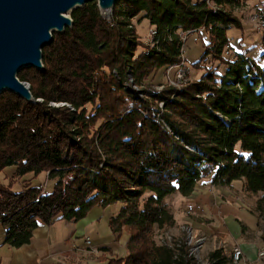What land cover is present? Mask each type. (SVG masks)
I'll use <instances>...</instances> for the list:
<instances>
[{"label":"trees","instance_id":"1","mask_svg":"<svg viewBox=\"0 0 264 264\" xmlns=\"http://www.w3.org/2000/svg\"><path fill=\"white\" fill-rule=\"evenodd\" d=\"M242 1L117 0L109 19L96 0L72 10L71 27L41 49L43 68L17 73L34 101L0 92V173L13 167L11 179L45 173L52 181L50 190L27 183L17 191L0 182L3 244L29 243L39 222L77 221L120 202L108 224L116 239L129 234L127 254L108 264H198L184 241L154 239L155 228L174 223L168 195L188 196L212 174L213 185L240 179L247 192H261L264 210V65L242 53L223 58ZM136 16L156 31L138 55ZM185 32L207 36L199 61L211 56L225 73L208 69L178 91H127L128 74L138 87L180 62ZM224 251L205 261L239 264Z\"/></svg>","mask_w":264,"mask_h":264},{"label":"rangeland","instance_id":"2","mask_svg":"<svg viewBox=\"0 0 264 264\" xmlns=\"http://www.w3.org/2000/svg\"><path fill=\"white\" fill-rule=\"evenodd\" d=\"M241 4L233 11L241 26L239 28L231 26V28L227 29L226 35L231 49L229 54L223 52V58L233 60L236 54L242 53L259 65H264V56H262L264 53V25H259L256 19L257 30H260L258 32L251 24V16L254 13L253 10L257 4V0H243ZM71 12L68 13L69 17H71ZM110 17L105 18L109 19ZM132 25L136 30V36L143 43V47H138L135 52L138 55L144 51V46L152 44L151 38L154 28L150 26L146 19L139 20V16L132 19ZM182 35L184 37L182 44L183 57L180 59L178 65L181 63L179 66L186 67L187 69V79L182 81L183 84L179 88L176 85H172L170 81L174 80L176 68L167 71L165 67L153 71L151 75L143 80L142 86L137 87L133 83V86H131L132 90L140 91L141 88L149 86L156 91H160L164 87H172L178 91L191 80L199 78L208 69H212L219 74L225 73L227 65L219 60L212 59L211 56L199 61L204 51V46L208 42V38L203 32L201 34L185 32ZM197 61H199V64L194 65ZM125 86H127L126 83ZM159 107H162V103L159 104ZM8 170L5 168L0 173V182L3 184L12 183L13 190L17 191L25 184L31 183L32 176L11 179ZM45 175V173H40L35 177L36 179L34 178L33 183L36 185L39 183L43 188L50 190L52 188V181L47 180ZM206 179L208 182L205 186L208 189H206L205 195H218L222 197L223 202L218 205L214 200L213 203L207 204V209L213 214L206 216L197 212V216H195L191 214V211H187L188 206L183 203L181 194L173 193L168 195L164 199L165 204L172 214L175 212L177 221L174 220L175 222L171 226L155 228V241L162 244H172L176 239L184 241L195 252L194 254L200 263H205L208 254L217 248L225 250L224 253H227L231 258L232 248L238 244L240 245V243L252 245L256 253L264 249L261 239L264 235V210L257 208V201L261 196V192H247L240 179L223 185H213L210 183L209 177ZM120 206L121 203L116 202L109 205L107 211L116 213ZM193 220L197 221V228L191 226L190 222L192 223ZM91 250L93 251L94 249ZM240 258L232 260L239 261V264H246L243 255ZM254 264H264V258H258Z\"/></svg>","mask_w":264,"mask_h":264},{"label":"crops","instance_id":"3","mask_svg":"<svg viewBox=\"0 0 264 264\" xmlns=\"http://www.w3.org/2000/svg\"><path fill=\"white\" fill-rule=\"evenodd\" d=\"M7 169L11 175L14 168L7 167ZM27 176L30 175L22 177ZM211 176L212 174L204 177L205 179L202 178L203 180L200 179L190 195L182 196L183 203L188 206L187 211H191V214L195 216H197V212L206 216L213 214L207 209V204L213 203L214 200L218 205L223 202L222 197L218 195H205V191L208 189L205 186L208 182L206 178L209 177L211 182ZM33 180L32 178L30 183L32 186L36 185ZM108 207L109 205L94 206L85 217L77 221L57 218L49 225L39 222L32 232L30 242L19 247L2 243L4 229L0 225V264H108L111 258L125 256L129 234L123 230L119 238L116 239L108 221L118 211L116 210V213L107 211ZM173 215L174 220L177 221L175 212ZM190 224L197 228L196 220ZM86 236L91 239L92 243L88 247L83 241ZM237 246H239L246 264H254L258 260L252 245L240 243ZM90 248L97 251L93 252L94 250L92 251ZM258 249L259 247L257 251Z\"/></svg>","mask_w":264,"mask_h":264},{"label":"water","instance_id":"4","mask_svg":"<svg viewBox=\"0 0 264 264\" xmlns=\"http://www.w3.org/2000/svg\"><path fill=\"white\" fill-rule=\"evenodd\" d=\"M93 0H0V92L8 90L34 101L29 83L17 77L25 67L43 68L41 49L52 40V32L71 27V17L64 13ZM103 17H110L117 0H96ZM110 7L105 15L103 7ZM127 91L133 81L128 74ZM130 88V89H129ZM39 100V99H36Z\"/></svg>","mask_w":264,"mask_h":264},{"label":"built area","instance_id":"5","mask_svg":"<svg viewBox=\"0 0 264 264\" xmlns=\"http://www.w3.org/2000/svg\"><path fill=\"white\" fill-rule=\"evenodd\" d=\"M254 13L253 15L251 16V20H252V25L254 26V29L257 30V27H256V19H263L264 20V0H257V4L255 5V8H254ZM151 30L152 28L150 29V35H151ZM259 32V30H257ZM183 33L180 34V37L182 38V40L184 39ZM181 48V52H180V59L183 57V47H180ZM230 49H231V45L229 43H227L225 45V51L224 53L226 54H229L230 53ZM181 64V63H180ZM179 64V65H180ZM178 64H175V65H172V68H165L167 71L173 69V68H176L175 69V76H174V80L173 81H170V83L172 85H176L178 88L180 85L183 84V80L187 79L186 78V74H187V69L186 67H181L179 66ZM83 241L85 243V245L88 247V244H92L91 243V239L89 237H84L83 238ZM237 250H240L239 246H235L232 248V252H235L236 254V257H237ZM97 250L93 251V252H96ZM260 255H264V252H257L256 253V256H257V259L260 257ZM239 262V261H238Z\"/></svg>","mask_w":264,"mask_h":264},{"label":"bare ground","instance_id":"6","mask_svg":"<svg viewBox=\"0 0 264 264\" xmlns=\"http://www.w3.org/2000/svg\"><path fill=\"white\" fill-rule=\"evenodd\" d=\"M110 7H103L102 8V12L105 14V15H107V14H109L110 13ZM70 12V9L68 10V11H66V13H64V14H62V15H64L65 17H69L68 16V13ZM257 23H259V25L260 24H263L264 25V20L263 19H257ZM261 27V26H260ZM259 32H260V30H259ZM152 34L153 35H155L156 34V31H154V29L152 30ZM153 35H152V37H153ZM263 36H264V34H263ZM152 39V38H151ZM172 67V66H171ZM91 244H88V246H90ZM186 246L188 245L187 243L185 244ZM189 246V245H188ZM187 246V247H188ZM195 248V247H194ZM263 248V247H262ZM195 250H196V248H195ZM188 252H189V255L190 256H192V257H194L196 260L198 259L197 257H196V255L194 254L195 252H193L192 251V249H191V247H188ZM259 252H264V249H262L261 251H259ZM242 256V253H241V250H237V257H236V254H235V252H232V259L233 260H236V259H238L239 257H241ZM260 257L261 258H264V255H260ZM259 257V258H260ZM198 261V260H197ZM198 264H208L207 263V261H205V263H200L199 261H198Z\"/></svg>","mask_w":264,"mask_h":264}]
</instances>
